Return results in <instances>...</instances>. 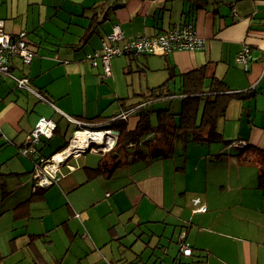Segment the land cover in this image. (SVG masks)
<instances>
[{"label":"crops","instance_id":"obj_1","mask_svg":"<svg viewBox=\"0 0 264 264\" xmlns=\"http://www.w3.org/2000/svg\"><path fill=\"white\" fill-rule=\"evenodd\" d=\"M0 20L5 33L16 35L24 31L28 48L34 52L27 64L19 56H12L9 61L11 73L28 78L33 88L50 101L48 103V100H41L25 89H18L11 77L0 74V190L2 196L8 193L9 196L15 195L14 219L29 218L32 209L29 203L46 201L48 189L59 186V182L67 176L59 177L56 183L35 186L33 159L18 152L39 117L50 118L56 123L53 135L42 137L37 145L38 155L50 157L59 153L56 150L60 145L47 151L49 141L61 135L65 138L72 126V137L65 140H69L70 144L77 129L76 124L67 120L64 114L82 121L98 114L113 117L123 111L121 98L129 99V95L135 92L160 84L170 72L176 73L174 85H177V74L207 64L208 73L222 78L231 90L254 88L257 91L249 99L231 100L221 117H234L236 128L230 138L233 142L223 145V151L220 147L208 145L207 150L211 154L198 148L196 160L189 168L185 155L188 144L208 142L186 141L182 147L183 156L178 153L173 155L175 149L170 156L154 160L148 157L136 160L130 154L123 156L120 167L128 169L124 179L115 181L118 167L109 177L104 174L95 177L100 180L98 191L91 187V191L86 193V202L106 201L110 212L118 217V223L125 229L128 226L126 232L133 229L129 223L130 217L135 214H138V225L157 222L158 227L163 226L156 234L157 241L163 234L167 235L165 224L169 223L165 222L168 218L166 213L172 212L175 207L181 209L180 204L183 203L194 208L204 204V211H191L194 215L189 216L188 221L185 211L180 217L179 231L186 234V243L191 248L190 257L180 254L177 234L174 242L176 252L171 259L176 257L179 261L193 264H264V188L257 187L256 167L233 156L241 147L240 143L243 146L264 147V0H222L216 3L213 0L206 3L203 0H0ZM187 23H191L196 34L203 39L202 47L174 50L164 55H116L110 60L108 75L103 73L100 60L92 65L87 59L90 52L100 49L102 36L111 30L113 24H119L125 38L131 39L151 36ZM95 25V31L88 38H81L86 28H94ZM244 47L250 53L246 70L236 61L237 54ZM135 99L138 97L130 102ZM245 117V127L239 130V124ZM219 120L216 129L223 138ZM135 121L136 118L131 117L130 126ZM61 122L65 125H60ZM89 152L63 157L59 166L70 165L72 168L71 158L79 159ZM100 154L95 165L92 163L90 165L94 166L88 167L98 166L101 158L106 160V156ZM138 160L144 164L134 168L130 163ZM203 165L206 168L199 170ZM190 168L194 171L193 175L199 176L197 183V178L192 180L193 177L191 184L187 182L186 173ZM68 172L69 169L64 168L63 174ZM84 172V179L78 175L67 183L64 181L68 192L91 181L85 169ZM174 179L179 183L171 182ZM37 189L44 190L41 196L36 194ZM102 193L106 200L100 198ZM181 196L184 200L180 199ZM194 198L199 199L198 203L193 202ZM65 203L69 217L74 216L75 203ZM46 206L50 208L51 205ZM86 207L80 208L84 211ZM154 208H159L157 216L156 212L151 215ZM125 215L129 216L123 219ZM78 217H81L85 228L83 222L87 215L84 218L81 213ZM59 225L67 234L66 243L77 235L69 226L68 219L44 232H40L39 223L33 225V233L29 232L28 222L14 228V232L27 235L24 240L26 245L30 235H39L40 238L35 241L39 247L40 239L52 244V240L46 238L48 231ZM85 229L88 231L87 226ZM91 231L99 237L95 230ZM113 231L118 234L116 225ZM63 242L62 246L66 245ZM163 247V254L167 255L168 250ZM68 250L69 247H65V251ZM151 257L156 259L151 264L160 263L154 253L148 259ZM55 258L58 257L51 256V261ZM137 259L142 262L141 257Z\"/></svg>","mask_w":264,"mask_h":264},{"label":"rangeland","instance_id":"obj_2","mask_svg":"<svg viewBox=\"0 0 264 264\" xmlns=\"http://www.w3.org/2000/svg\"><path fill=\"white\" fill-rule=\"evenodd\" d=\"M116 56V55H115ZM114 57V56H112ZM111 57V58H112ZM110 58V60H111ZM106 77V76H104ZM103 89H105V85H103ZM130 100L137 98L138 95H129ZM168 106V101H163L160 103L155 104V108H165ZM171 109L174 112H178L180 109V104L178 100H173L171 104ZM227 117V116H226ZM234 117H229L225 119L219 120V127L223 134V139H230L232 138V131L236 128V123L233 120ZM244 120L239 124V130H243L245 127V121ZM151 122L152 124L156 123L157 117L155 113L151 114ZM60 125H65L64 122H61ZM72 126L69 127L68 132L65 135V138L61 135L59 138H54L49 141V147L46 148L47 151L51 149H55V146L60 145L58 148L63 146V143L65 140L69 138V136L72 137ZM189 142L190 140H186ZM70 142V141H69ZM207 143H189L188 147L186 148L185 155H187L186 163L189 167H192L190 165L193 161L196 160L195 156L199 153L198 148L205 149V152L207 154H211L207 149L208 145H211V147H220L223 151V145L225 143L223 141H212ZM184 138H178L175 140L174 144V154L176 155L181 154L183 156V149L182 147L185 146ZM195 147V148H192ZM57 148V149H58ZM218 152V151H217ZM177 154V155H178ZM101 154L97 151H90L86 155L77 158H71L70 164L72 165V168L70 165H64L59 166V174L60 177L63 175L64 177L60 182L59 186L54 185L48 189L47 195H46V201L43 202H30L29 205L32 206L30 216L27 219H14L13 214L14 207L16 206L15 202V195H10L9 193L7 195L1 194L0 190V264H10V262L14 264H31L32 258L36 255V251H32V247H27L25 243V239L27 235H17L18 233H15L16 230L14 228H19L23 223L28 222L29 223V232L33 233V225L40 224L41 231L44 232L46 229H50V227L55 226L64 220L68 219L69 226L72 227L73 232H76L77 235L71 237V241L66 243L65 239H68L67 234L63 230V228L59 225L54 230H49V235L46 237L49 241L52 240V244L50 245L49 242H44L43 239L41 240V244L39 245L38 254L42 255V257L46 260L51 262V256L55 255L60 259L61 264H109V262H112L113 264H116V261L121 258L124 262H135L136 264H140L141 260H138L137 258L141 257L142 262H145V264H151L154 257H151V259H148V256L150 254L154 253V256L159 258V261L163 259L162 262L159 264H169L171 262L172 255L176 252V245H175V238L179 231V225L182 223V219L180 217L183 215V211H185V219L188 221L189 216H193L194 214L192 212H198L196 210V207H192V205H188L186 203L180 204L181 209H177L176 207L172 212L166 213L167 219L165 222L169 224L166 225L167 235L163 234L162 238H160L159 241H157L156 234L160 232L163 228L162 225L158 227L159 225L157 222H150V224H141L138 225L137 222L139 221L138 214L133 215L130 217V223L129 227L133 226V229H130L129 232H126V229L122 227L121 223H118V217L115 215V213L110 212L108 208V204L106 201L102 200L100 202H96L95 204H91L87 201L86 193L91 191V187H94L96 191H98V183L100 180L93 178L91 181L86 182L85 184H82L81 186L77 187L76 189L68 192L66 190V187L64 186V181L67 183L69 180L74 179V177L81 175L83 179L85 178V172L82 166H94L95 163L100 158ZM180 156V155H179ZM235 156V155H233ZM175 157V156H174ZM172 158V157H169ZM94 163V165H90ZM132 166L136 168L137 166H143L144 162L142 161H134ZM250 164V163H248ZM254 166V165H253ZM125 166H118V175L116 176L115 181H121L124 179L125 174L127 173V168H124ZM130 167V165L128 166ZM64 168L69 169L68 173H71L68 175V173L63 174ZM206 168L201 166L199 170L203 171ZM179 170H182L180 166H178ZM192 173V174H191ZM194 171L192 168L187 171L186 173V179L189 184L190 180H194L197 178L196 183L199 181L198 175H193ZM121 178V179H120ZM212 181L213 177H209ZM9 183L11 181L8 180ZM171 182H177V180L174 179V181ZM167 183V181H166ZM101 184V182H100ZM167 184H165V188ZM100 192V191H99ZM49 193V194H48ZM182 194V193H180ZM29 196V195H28ZM107 199L104 196V193L100 195V198ZM96 199V198H95ZM180 199L184 200V197L181 196ZM189 200L190 197H187ZM98 200V198L96 199ZM74 202L75 207L74 209V216L72 215L69 217L67 213V207L65 202ZM177 201H179V196L177 195ZM15 202V203H14ZM46 205H51L50 208ZM204 205V204H201ZM57 206V207H54ZM72 206V203H71ZM87 206L84 211L81 210L80 207ZM195 206V205H194ZM48 209H51L52 211L48 212ZM159 208H154V211L151 213L156 212V215L158 214ZM51 213L49 216H45L46 214ZM82 213V216L84 219L85 228L88 227V231L84 228V226L81 224L82 219L81 217H78ZM44 214V216H43ZM43 216V217H42ZM129 215H125L127 217ZM145 218V217H144ZM41 221V222H39ZM55 222V225H52ZM149 223V222H148ZM116 225L117 235L114 234V231H109V227ZM90 226V227H89ZM95 230L99 237H95L96 234H93L91 231ZM129 229V228H128ZM196 229V228H195ZM77 230V231H76ZM15 231V232H14ZM15 234H14V233ZM155 232V234H154ZM183 232V231H182ZM162 233V232H161ZM172 234V237L170 238ZM84 234V235H83ZM168 237V238H167ZM172 239V241L169 240ZM63 243L66 244L62 246ZM71 243V245H70ZM165 246L168 250L167 255L163 254V249ZM47 247V248H46ZM65 247H69L68 251H65ZM36 250V248H35ZM66 256H65V252ZM147 259V262L145 261ZM30 261V262H29ZM53 261V260H52ZM156 261V259H155ZM184 264H193L190 262H187L183 260ZM158 264V262H157ZM196 264V263H194Z\"/></svg>","mask_w":264,"mask_h":264},{"label":"trees","instance_id":"obj_3","mask_svg":"<svg viewBox=\"0 0 264 264\" xmlns=\"http://www.w3.org/2000/svg\"><path fill=\"white\" fill-rule=\"evenodd\" d=\"M203 1L206 3L208 0ZM213 1L222 2V0ZM95 29L96 25L94 28H86L81 38H88ZM207 66L204 64L185 73L177 74L179 77L177 85H174L176 73L170 72L160 84L149 87L145 91L135 92L133 95H138V99L133 102H130V98H121L123 111L118 115L104 117L98 114L83 120L93 123V125L86 126L87 129H110L116 132L113 147L104 154L106 160L101 158L96 167H83L88 179L103 174L106 177L111 176L122 163L121 158L129 154L136 160L144 157L150 160L168 157L173 153L175 140L178 138H184V142L186 140L193 142L223 141L227 145L231 144L233 141L223 139L216 129L217 121L225 115L231 100L249 99L256 95L257 91L254 88H248L247 91H233L222 78L216 76L215 73H208ZM206 81L209 82L206 83ZM127 99L128 104L125 103ZM173 100H178L180 104L178 112L171 109ZM163 101H168L167 107L155 108V104ZM152 113H155L157 117L155 124L151 122ZM131 117L136 118L133 126H130ZM68 145L69 140L56 152H61ZM235 157L238 161H245L256 167L257 187L264 188V147L246 144L238 149ZM43 191V189H37L36 194L41 196ZM113 228L114 225L110 226L109 231L112 232ZM181 232L179 231L178 237ZM178 237L176 242L179 247L181 241ZM38 238H40L39 235L32 234L27 243L28 248L32 247V251H36L31 264H61L58 258L49 262L38 254L35 243ZM182 241L186 242V234ZM162 261L163 259L160 262ZM133 263V261L124 262L121 258L116 261V264ZM109 264L113 263L109 262ZM169 264L184 263L175 257Z\"/></svg>","mask_w":264,"mask_h":264},{"label":"built area","instance_id":"obj_4","mask_svg":"<svg viewBox=\"0 0 264 264\" xmlns=\"http://www.w3.org/2000/svg\"><path fill=\"white\" fill-rule=\"evenodd\" d=\"M203 39L199 37L191 23L176 25L161 30L151 36H137L127 39L119 24H114L111 30L104 34L101 38L100 49H95L87 55V59L92 65H96V61L102 63L103 73H110V58L115 55L123 54H169L174 50L186 49L194 50L203 46ZM14 55L19 56L24 63H29L34 52L28 48L26 34L24 31L16 35L5 33L2 29V21L0 20V74H6L11 77L18 89H25L33 93L37 98L46 100L44 94L33 88L30 80L26 77L14 76L10 71V58ZM250 53L247 47H244L237 56L236 61L240 63L244 70L247 69ZM50 103V101L48 102ZM64 116L70 122L78 126L74 131V137L71 143L61 152L50 157L38 155L37 145L42 137H51L56 128V123L47 117L41 116L37 119L32 129L25 137V142L18 149L20 155L33 159V179L35 186H46L56 183L60 177L59 163L61 158L58 155L65 154L64 159L76 154L88 151H97L102 154L109 151L115 142L116 132L110 129H87L86 126L93 125L90 122H84L72 117ZM124 116V115H123ZM87 134L86 140L78 144L77 134ZM240 145H243L240 143ZM72 150L69 151V149ZM63 159V160H64ZM199 199L194 198L193 202L198 203ZM205 206L200 205L196 208L198 211H204ZM185 234L181 232L178 239L180 253L189 256L191 250L189 245L182 241Z\"/></svg>","mask_w":264,"mask_h":264},{"label":"bare ground","instance_id":"obj_5","mask_svg":"<svg viewBox=\"0 0 264 264\" xmlns=\"http://www.w3.org/2000/svg\"><path fill=\"white\" fill-rule=\"evenodd\" d=\"M77 135H78V137H77L78 144H80L82 141L86 140L87 134L82 133V134H77ZM70 150H72V148H70L69 151ZM64 155L65 154H60V155H58V158H63Z\"/></svg>","mask_w":264,"mask_h":264},{"label":"clouds","instance_id":"obj_6","mask_svg":"<svg viewBox=\"0 0 264 264\" xmlns=\"http://www.w3.org/2000/svg\"><path fill=\"white\" fill-rule=\"evenodd\" d=\"M113 25H114V24H113ZM240 146L242 147L243 145H240ZM105 153H106V152H105ZM105 153H104V154H105ZM190 250H191V248H190Z\"/></svg>","mask_w":264,"mask_h":264}]
</instances>
